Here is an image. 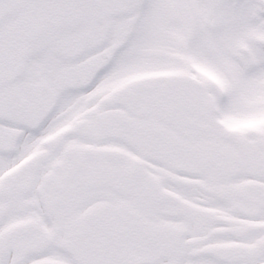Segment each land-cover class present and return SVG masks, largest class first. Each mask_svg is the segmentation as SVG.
<instances>
[{
    "label": "snow or ice",
    "instance_id": "6c2138e0",
    "mask_svg": "<svg viewBox=\"0 0 264 264\" xmlns=\"http://www.w3.org/2000/svg\"><path fill=\"white\" fill-rule=\"evenodd\" d=\"M0 264H264V0H0Z\"/></svg>",
    "mask_w": 264,
    "mask_h": 264
}]
</instances>
